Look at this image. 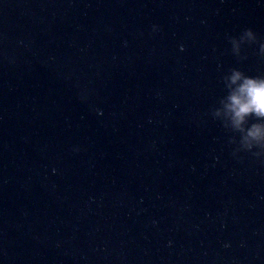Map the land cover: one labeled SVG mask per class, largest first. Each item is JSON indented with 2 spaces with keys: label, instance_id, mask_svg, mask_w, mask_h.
Here are the masks:
<instances>
[{
  "label": "water",
  "instance_id": "water-1",
  "mask_svg": "<svg viewBox=\"0 0 264 264\" xmlns=\"http://www.w3.org/2000/svg\"><path fill=\"white\" fill-rule=\"evenodd\" d=\"M234 69L264 0H0V264H264Z\"/></svg>",
  "mask_w": 264,
  "mask_h": 264
},
{
  "label": "clouds",
  "instance_id": "clouds-1",
  "mask_svg": "<svg viewBox=\"0 0 264 264\" xmlns=\"http://www.w3.org/2000/svg\"><path fill=\"white\" fill-rule=\"evenodd\" d=\"M245 31L248 36H252L251 29ZM237 81L242 82L228 95L225 108L231 115L233 126L242 130L246 117L254 115L264 118V78L246 76L242 71L234 69L231 82L235 84ZM249 138L264 141V124L254 123L244 141L247 142Z\"/></svg>",
  "mask_w": 264,
  "mask_h": 264
}]
</instances>
